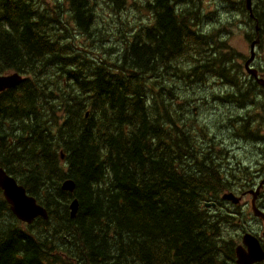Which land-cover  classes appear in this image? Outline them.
<instances>
[{
  "label": "trees",
  "instance_id": "trees-1",
  "mask_svg": "<svg viewBox=\"0 0 264 264\" xmlns=\"http://www.w3.org/2000/svg\"><path fill=\"white\" fill-rule=\"evenodd\" d=\"M68 1L70 16L41 2L0 0V76L18 73L26 78L0 93V169L49 216L31 224L18 220L0 188V264H237V241L247 230L242 224L233 233L225 225L233 228L232 223L241 224L248 214L255 220L254 214L248 204L238 207L226 200L233 213L218 214L221 209L210 201H219L225 192L242 193L255 183L249 181L244 188L239 179L225 180L240 167L228 163L220 171L218 160L209 158L212 153L196 162L197 151L189 143L195 123L184 119V129L174 128L177 111L167 112L146 92L161 69L183 73L185 63L201 58L208 79L219 73L234 90L223 100L245 107L230 67L236 56L225 53L221 41L213 43L214 31L208 28V18L220 12L223 3L208 8L201 0H187L179 13L178 2L183 0H107L110 14L127 19L110 26L111 36H121L120 46L110 48L123 49L119 63L112 62L110 49H102L95 12L100 0ZM225 10L217 22L234 24L231 9ZM201 15L207 18L204 25H199ZM258 17L261 46L264 7ZM70 23L92 40V48L102 50L83 86L62 84L68 77V57L77 51L69 44ZM250 30L249 40L255 28ZM178 59L182 61L164 66ZM193 72L190 80L195 81ZM39 76L44 84H39ZM160 107L164 113L159 121L179 132L175 136L158 130ZM59 112L65 115L61 124ZM135 117H140L136 129ZM231 119L229 130L250 145L258 144L264 115L245 124L241 115ZM201 134L207 137L206 127ZM249 144L242 143L241 149ZM186 157L204 175L193 179L182 172ZM261 174L264 170L259 177L264 179ZM67 180L76 184L73 193L62 189ZM74 200L79 209L72 218Z\"/></svg>",
  "mask_w": 264,
  "mask_h": 264
},
{
  "label": "rangeland",
  "instance_id": "rangeland-1",
  "mask_svg": "<svg viewBox=\"0 0 264 264\" xmlns=\"http://www.w3.org/2000/svg\"><path fill=\"white\" fill-rule=\"evenodd\" d=\"M63 4H58L57 0H32L33 3H42V5L50 6L52 8L59 7V12H61L64 16H70L66 9L69 8L68 0H60ZM107 0H100L99 3L95 6L96 18L97 22L101 26V30L103 32V48L102 49H110L114 47H119L118 42L121 41L119 35L111 36L110 26L112 24H116L119 26L120 22H127V19L124 17H120L115 14H110V4L107 5L105 2ZM187 0H183L178 2L179 13H183L185 10ZM202 3L208 5L212 0H201ZM217 3H220L221 0H214ZM228 2V0H222ZM223 3V2H222ZM91 5V3L88 2ZM227 5H223L221 7V11L213 12L212 20L218 21L221 19L223 13L226 12ZM92 9V5H91ZM147 15H144L143 18H146ZM241 19V18H240ZM207 23V18L201 15L199 25H204ZM224 24L221 28H224L222 31L216 30L214 31V37L212 42L216 45L219 44L221 40V35L223 34V43H225L224 49H228L229 51H234L238 58L234 61L237 62L241 60V58H248L251 54V46L246 38V31L244 30V26L241 20V26L233 25V24ZM69 32L72 34L69 35L72 49H77L75 53L68 57V69L66 72L68 73V77L64 80L62 84H66L67 86H83L88 81L90 74L95 71V62L97 59V55L101 54V49L97 46L91 47L92 40H89L87 37L83 36L78 31L74 24L70 23L68 26ZM251 30L249 29V32ZM212 47H210L211 49ZM212 50V49H211ZM211 50L208 52L210 54ZM93 52V54L91 53ZM257 56L259 60L260 66L264 67V37L262 39V44L257 49ZM110 58L112 62H121L123 58V49H110ZM182 61L181 59L174 61H166L164 64L165 67L175 64L176 62ZM190 64V66H189ZM189 64H184L186 67V71L183 73L177 72L176 74H172L174 70L172 68H163L161 69L159 77L153 78L150 80L146 87V92L149 93L150 96L158 99L160 104L164 107V109L168 112L177 111L178 120H176L174 124V128L180 126L181 129H184V124L181 123L182 120H188L192 123H195L191 130L192 139L189 140L190 145L197 151V156L195 158L196 162L198 160H202L204 155H208L212 153L209 158L211 160H218V165L221 168L230 163V167L236 168L240 167L239 170H235V174L232 177L224 176L225 180L231 179H239V182L242 185H245L247 182L259 183L256 188L251 189L249 192L240 196V204L238 207L244 206L246 203L249 205V210H251L252 201H256L260 191L263 189V181L261 182L259 179L260 171L264 170V150L262 149V145H264V126L261 128V136L258 140V144H249L245 138L240 140L241 137L238 133H233L231 127L232 119L231 117L241 115L243 121L241 124H245L250 119L254 118V116L258 113H262L260 110V106L264 104V95L259 88H255V92L251 97V103L249 105V109H241V105L238 103H225V102H213L212 94L213 89L208 84L209 73L206 72V63L200 58L194 61L189 62ZM257 65V64H256ZM260 66L257 65L258 68ZM194 67V68H192ZM84 69L88 70V73H84ZM195 70V73L198 76V79L195 81L190 80L191 72ZM264 74V70H262ZM39 84H44L43 77L39 76ZM216 92L224 96L225 88L216 89ZM53 99V97H51ZM161 108V107H160ZM163 108L159 110L157 113V128L158 130L166 137L175 136L176 133L172 130L170 124H162L160 120V115H163ZM148 115V120L151 116ZM140 117H135L137 121ZM59 123L61 124L65 115L62 112L58 113ZM152 119V118H151ZM139 125L138 121L133 124L136 129ZM59 125L53 128V132L57 131ZM206 127L207 137H203L201 134V128ZM229 130V132H228ZM156 144L162 143V140L156 139ZM249 144V148L247 150L241 149V144ZM158 154L163 153L157 151ZM220 155V158L219 156ZM244 164H248L247 166ZM202 167V164H199ZM182 172L191 173V178L195 179L196 177H200L204 175L203 171L197 170L194 163L189 160V157H186L184 161L181 163ZM243 177H246L245 180ZM263 187V188H262ZM222 194L219 197L220 204L215 207L219 213H233L231 206L223 202L221 200ZM207 206L208 203H205ZM248 214V213H247ZM235 221V220H234ZM229 223V222H227ZM249 232L254 231V233L258 234L262 237L263 225L262 221H255L248 214L247 219L243 220L240 224V220H236L232 223L231 228L230 224L225 225L228 227L230 231L236 233L238 231L237 226L242 225ZM229 264V263H228Z\"/></svg>",
  "mask_w": 264,
  "mask_h": 264
},
{
  "label": "flooded vegetation",
  "instance_id": "flooded-vegetation-1",
  "mask_svg": "<svg viewBox=\"0 0 264 264\" xmlns=\"http://www.w3.org/2000/svg\"><path fill=\"white\" fill-rule=\"evenodd\" d=\"M221 2L225 3L227 7L231 9V15L234 18H236V22L233 25L238 24L239 26H241V20H242V24L246 26L244 27V30L246 31V38L248 34H252V32H249V29L255 28V33L253 34V38L250 40L247 38V41L250 43V46H251V49H250L251 54L248 58L243 57L241 58V60L235 62L234 60L238 58L237 54L234 51H229L228 49H224L225 53L227 54L234 53L236 56L234 60H231L232 63L230 67H234L232 74L237 79V84H236L235 89L237 91L238 98L239 100L242 99L245 102L251 103V96L254 94L255 88L261 89L264 95V74L262 73V70H264V67L260 66L258 56H257L258 54L257 49H259V46H257V49H253V43L259 39L258 30L260 27V22H259L258 16H259L261 9H263L264 7L263 6L264 0H251L249 4H248V0H228V2L221 0ZM248 5L251 6V10L249 9ZM260 6H263V7L259 9ZM223 39L221 40V42L223 41ZM223 47H225V43H223ZM253 50L255 51V54H253ZM256 64L260 66V68H258ZM239 69L241 73H239ZM254 73H256V75H254ZM211 76L212 78L209 80L208 84L212 87L214 91L212 94L213 102L216 103L218 101L219 102L224 101L221 98V96L216 92V89L220 90V88H223L228 83V81L225 78H223L219 73L212 74ZM261 108L262 110H264V105ZM208 155H210V153ZM258 185L259 183L255 185H251V189L256 188ZM247 187L248 186L246 185L244 186V188H247ZM251 189L245 190L242 193H234V192H231V193L237 196L240 194L241 196L249 192ZM210 202H212L211 204L217 203L215 204V206H213L214 208L216 207V205L218 206L220 204L219 201L213 200ZM256 205L260 207L262 210H264V190L263 189L260 191V194L257 197ZM206 206L207 205L205 204V207ZM207 207H210V206H207ZM250 233L259 240L261 247L264 248V225H263L262 237L254 233V231ZM240 245H242V238L239 241H237V246H240ZM236 263L238 264V255L236 256ZM255 264H264V261L255 263Z\"/></svg>",
  "mask_w": 264,
  "mask_h": 264
},
{
  "label": "water",
  "instance_id": "water-1",
  "mask_svg": "<svg viewBox=\"0 0 264 264\" xmlns=\"http://www.w3.org/2000/svg\"><path fill=\"white\" fill-rule=\"evenodd\" d=\"M248 2H250V0H248ZM254 45L255 44H253V47ZM254 75H256V73H254ZM22 81L23 79L19 74L1 76L0 91L12 89ZM0 188L13 214L20 221L31 224L38 217L48 219L47 210L38 204L34 197L29 196L26 189L19 185L18 182L13 177L9 176L3 169H0ZM62 189L73 193L76 189V184L73 180H67L63 183ZM224 199L232 201L234 204H238L241 200L233 195H225ZM70 209L72 218H75L79 209L77 200L71 203ZM254 212L256 216L264 219V213L255 207ZM243 243L247 249H243L242 246L237 248L238 264H255L264 260V248L261 247L257 238L251 234H246L244 235Z\"/></svg>",
  "mask_w": 264,
  "mask_h": 264
},
{
  "label": "bare ground",
  "instance_id": "bare-ground-1",
  "mask_svg": "<svg viewBox=\"0 0 264 264\" xmlns=\"http://www.w3.org/2000/svg\"><path fill=\"white\" fill-rule=\"evenodd\" d=\"M218 84V83H217ZM262 182V181H261Z\"/></svg>",
  "mask_w": 264,
  "mask_h": 264
}]
</instances>
